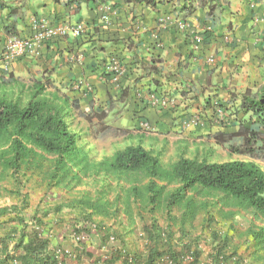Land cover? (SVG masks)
Wrapping results in <instances>:
<instances>
[{"label":"crops","instance_id":"obj_1","mask_svg":"<svg viewBox=\"0 0 264 264\" xmlns=\"http://www.w3.org/2000/svg\"><path fill=\"white\" fill-rule=\"evenodd\" d=\"M156 1L149 7L134 0H0V81L11 76L28 87L48 80L49 91L73 103L78 112L71 113L86 127L84 116L105 112L103 124L126 132L182 134L186 140L204 131L236 133L246 116L238 107L241 95L264 86V0ZM40 22L71 28L80 23L83 34L48 40L8 62L7 39L30 38ZM113 64L125 69L118 83L111 81ZM91 121L98 126L95 117ZM151 221L148 215L146 225ZM140 225L110 228L121 232L110 256L111 248L94 233L91 246L75 243L67 235L70 227L43 236L51 251L66 255L59 256L65 264H88L90 258L91 264L107 258V264H148L151 248L164 253L152 264H172L168 250L185 257L194 248L200 251L197 264H210L204 241L198 245L191 229L157 222L154 233ZM182 264L189 263L183 258Z\"/></svg>","mask_w":264,"mask_h":264},{"label":"trees","instance_id":"obj_2","mask_svg":"<svg viewBox=\"0 0 264 264\" xmlns=\"http://www.w3.org/2000/svg\"><path fill=\"white\" fill-rule=\"evenodd\" d=\"M134 1L143 2L149 7H154L157 3L156 0ZM182 9L189 13V7ZM212 23L214 24L215 20H212ZM9 77L0 82L4 85H18L17 81ZM24 89L26 94L23 95ZM49 90L50 82L42 80L34 81L28 87L22 85L18 88L17 95L0 93V147H7L0 148V165L4 171L16 172L22 166H29L28 161H33L40 154H44L53 157V176L57 173L66 176L76 166L86 169L90 165L113 174L142 176L146 180L143 187L138 188L132 184L127 188L128 197L124 201L127 207L131 198L136 200L143 198L150 206L148 212H152L166 193V208L182 210L183 215L191 216L192 220L199 210V205L193 198H189V194L213 192L221 195L220 201H223L224 206L250 210L264 218V170L254 162L233 160L217 163L180 157L169 167H165L158 155L145 149L141 144H135L115 151L97 164H91L80 134L72 131L68 123V117L73 114L71 112H78V109L73 103L70 104L66 97ZM238 107L247 115L249 126L240 124L236 133L216 132L209 134L208 137L215 146L225 148L230 154L264 158V86L256 91L246 89L241 95ZM84 117L89 123L91 136L96 139L126 136V130L103 124L105 112ZM91 117L96 118L98 126L93 124ZM238 139L239 143L236 142ZM169 188L171 190H168ZM102 206L104 205L99 204L96 207V216L102 215L104 211ZM13 212V208L1 207L0 217ZM108 215L115 217L117 211ZM14 218L6 223L18 221V225L8 224L0 231V264H12L14 260L17 264H65L59 256L65 259L66 255H56L55 251L50 250L49 240L43 236L41 230L43 224L41 222L37 224L38 219H35V223H31L32 219L26 223L23 216ZM98 221L79 224L76 228L68 230L67 235L71 239L72 235L83 236L78 244L85 245L93 233L97 234V239L104 245L103 247L108 246V250L111 248L110 256L113 252L111 243L121 242V232L118 230L111 232L109 230L112 226H107L106 222L100 219ZM125 224L123 220L117 222L119 226ZM145 226H149L148 228L156 233L157 222L151 221L149 225L144 223ZM157 238L155 234L153 239ZM256 241L264 249V227L259 230ZM187 251L193 257V261L188 263L197 264L200 251L197 248L191 252L186 249ZM116 252L126 257V262L130 260V257L118 248ZM150 253L148 264H152L153 259L162 254L154 248H151ZM167 256L172 264H182L184 258V255L171 250H168ZM226 259L221 251H218L209 260H214V264H222ZM105 260L103 263L107 264L108 258ZM131 261H134L133 257Z\"/></svg>","mask_w":264,"mask_h":264},{"label":"rangeland","instance_id":"obj_3","mask_svg":"<svg viewBox=\"0 0 264 264\" xmlns=\"http://www.w3.org/2000/svg\"><path fill=\"white\" fill-rule=\"evenodd\" d=\"M17 84L4 85L0 82V93L17 95L18 88L22 85L27 86V83L22 84L19 81ZM22 92L23 95L26 94L25 89ZM68 123L72 131L80 134L91 164L99 163L128 145L141 144L145 149L158 155L165 167L183 157L217 163L233 160L251 161L264 170V158L230 154L225 148L215 146L206 131L202 135L187 137L191 138L189 140L182 134H167L164 138L153 131H128L126 136L107 137L101 140L92 137L88 127L81 124L75 114L68 117ZM239 124L249 126L247 115L239 119ZM235 129L237 130L236 127ZM236 142L239 143L240 140ZM5 148L7 147L1 149ZM28 162L29 166H22L16 172L4 171L0 165V208L6 206L14 209L10 215L0 217V231L8 224L18 225V221L6 223L17 216L25 217L26 223L31 219V223H35V219H38L37 224L39 222L43 224L41 230L50 233L55 229L67 230V227H70L68 230H72L79 224L96 223L99 219L112 227L123 220L129 229L134 223L140 225L141 222L148 221L149 215L152 221L167 226H178L181 232L191 229L194 241H199L198 245L204 241L203 248L208 251L209 259L221 251L227 260L233 259L234 264H264V249L256 241L259 230L264 227V218L250 210L224 206L223 201H220L221 195L213 192L195 195L191 192L189 198L194 199L199 205V210L194 219L190 220L192 217L184 216L182 210L166 208V193L152 212H148L150 206L143 198L130 199L127 207L124 203L128 197L127 188L132 184L138 188L143 187L146 180L142 176L113 174L93 165L86 169L76 166L66 176L61 173L53 176V157L40 154ZM120 192V198L115 199L114 194ZM112 193L113 196H110ZM99 204L104 205L100 217L96 216V207ZM115 211L117 216L108 215ZM87 244L91 246V243ZM91 252L92 250L88 249V253ZM88 262H91V258Z\"/></svg>","mask_w":264,"mask_h":264},{"label":"built area","instance_id":"obj_4","mask_svg":"<svg viewBox=\"0 0 264 264\" xmlns=\"http://www.w3.org/2000/svg\"><path fill=\"white\" fill-rule=\"evenodd\" d=\"M183 28V24H180ZM83 34V26L82 24H77L75 27L71 28L68 25L64 26H49L44 22H40L35 26L33 35L28 39H22L16 36H11L7 39L6 48H5V59L8 62L20 58L33 50H36L42 43L52 40L55 38H65V37H80ZM213 61L212 58L209 60ZM111 81L114 83H118L119 80L124 76L125 69L119 64H113L111 68ZM146 126V124H145ZM72 239L75 243H79L82 241L83 236L81 235H72ZM63 253L68 254V251H64ZM185 261L191 262L193 261L192 255H187L184 257ZM214 260H210V264H214ZM12 264H17L14 260Z\"/></svg>","mask_w":264,"mask_h":264},{"label":"clouds","instance_id":"obj_5","mask_svg":"<svg viewBox=\"0 0 264 264\" xmlns=\"http://www.w3.org/2000/svg\"><path fill=\"white\" fill-rule=\"evenodd\" d=\"M78 244V243H77Z\"/></svg>","mask_w":264,"mask_h":264}]
</instances>
